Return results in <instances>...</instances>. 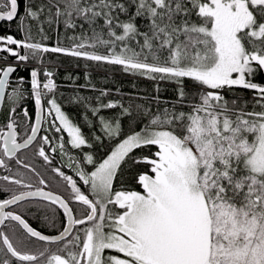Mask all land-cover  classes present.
Here are the masks:
<instances>
[{"label": "snow or ice", "instance_id": "6c2138e0", "mask_svg": "<svg viewBox=\"0 0 264 264\" xmlns=\"http://www.w3.org/2000/svg\"><path fill=\"white\" fill-rule=\"evenodd\" d=\"M0 22V264H264V0H0ZM52 54L83 69L66 96Z\"/></svg>", "mask_w": 264, "mask_h": 264}, {"label": "trees", "instance_id": "16d2710c", "mask_svg": "<svg viewBox=\"0 0 264 264\" xmlns=\"http://www.w3.org/2000/svg\"><path fill=\"white\" fill-rule=\"evenodd\" d=\"M14 31H15L14 24L9 25L8 23L3 22L0 26V34H3L4 32H14ZM57 58L59 59V62L61 63L62 66L58 70L56 81L58 84L61 85L60 92L64 93L66 96L69 92L72 91L71 82L65 79L67 72L71 71L73 75H78L80 79L77 81V83L82 84L84 83L83 69L82 68L77 69L74 67L76 61H74L73 58L66 57L63 55H60L59 57H57V54H52V56H50V59H53V60ZM80 63L82 64L83 62L81 61ZM92 79L97 84L98 87L100 86L110 87L113 89L114 92L116 88H120L123 93H133L139 96H144L145 93L150 92L152 88V85L149 81H146L144 79L133 78L130 75H126L122 73V71L120 70L118 66L116 67H108V66L96 67L92 70ZM133 84L136 85V88H133L132 86ZM80 91L82 95H94L95 94L90 89H81ZM244 94L251 95V92L245 91ZM138 102H142V101H138ZM63 108L65 112L69 114L71 118H75L77 122L80 121L81 109L78 106L64 104ZM83 131L87 133L88 128L84 127ZM64 135H65V138H67V134L65 133ZM83 150L88 151L86 146H84ZM72 151L74 153L79 152V150H72ZM56 163L59 165V164H62L63 162L61 161L59 157H57ZM64 170L71 172L70 169H64Z\"/></svg>", "mask_w": 264, "mask_h": 264}, {"label": "flooded vegetation", "instance_id": "af4514ba", "mask_svg": "<svg viewBox=\"0 0 264 264\" xmlns=\"http://www.w3.org/2000/svg\"><path fill=\"white\" fill-rule=\"evenodd\" d=\"M3 22H0V26H1V24H2ZM65 171H67V170H65ZM69 174H72L70 171H67ZM3 173L2 172H0V175H2ZM33 224H34V226H39V227H41V228H43V225L42 224H39L37 221H35V220H32L31 221ZM49 231H51V230H49Z\"/></svg>", "mask_w": 264, "mask_h": 264}]
</instances>
